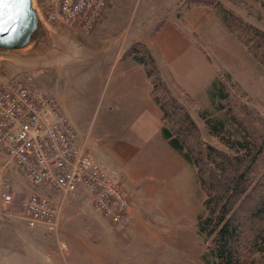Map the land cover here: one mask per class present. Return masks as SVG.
I'll return each mask as SVG.
<instances>
[{
    "label": "rangeland",
    "instance_id": "rangeland-1",
    "mask_svg": "<svg viewBox=\"0 0 264 264\" xmlns=\"http://www.w3.org/2000/svg\"><path fill=\"white\" fill-rule=\"evenodd\" d=\"M51 1L34 0L44 24H47L42 15L44 14V5ZM206 1L211 4L210 6L214 10L220 11L224 8L239 17L244 23L264 31V0ZM160 2L162 5L161 0H117V3L127 8L137 6V11L115 12L116 17L113 21L119 23L121 20H127L125 26L128 37L131 38L135 35L145 37L153 30V26L158 22L162 12L146 11L142 8L146 5H149L150 9L157 7L154 5H158ZM107 4H109L108 0L106 6ZM115 6L118 5L115 4ZM139 24L141 27H138ZM52 25H62L53 27L59 36L73 37L72 34V36L70 35V31L75 23L70 25L54 23ZM106 26L107 21L102 24L101 30H104ZM82 31V35L86 36L88 35L86 32L91 30L83 28ZM136 44L145 46L140 42ZM75 52L76 46L70 44V55L64 60L69 64L68 66L63 64L65 65L64 76L60 75L59 78L54 77L53 68H50L52 73L50 70L44 69L43 63L32 61L28 56L22 55L1 57L0 72L4 77L24 79L44 92L48 87L53 94L65 86L64 88L72 93L76 86L80 84L86 86L92 83L90 76L87 75V70L77 66L71 67ZM61 61L53 62L52 66H58L62 63ZM253 72L254 79L243 85L226 79L228 100L225 103L233 109L237 118L242 120L246 132L256 137L261 135L264 126V66L258 65L256 62ZM49 74H51L50 79ZM244 80L248 79L244 78ZM168 86L171 94L169 99H173L177 103L175 107H185L197 124L198 141H205L220 148L217 140L208 135L204 121L198 115L199 109L204 108L210 113L217 115L220 113L213 106L202 107V101L186 99L174 86L170 84ZM159 95L163 98L162 92ZM180 114L182 112L177 110L175 118L178 119ZM168 126L175 129V125L168 124ZM198 141L192 143L193 150L198 149ZM97 161L110 171L114 181L127 194L130 190L129 181H131L129 175L133 176L135 183L132 185L134 188L140 186V190L143 191V187L148 185L156 187L151 188L153 195L148 198L149 200L147 197H143L145 198L144 203L136 200L133 202L141 217V228L144 232H141L142 234L122 232L121 235L125 241L122 239L119 242L122 245L120 248L122 250L118 252L119 256L112 245L113 240L115 241V238L112 237L113 232L120 234L121 230H125L128 225L125 229H118L114 226L109 219L103 217L93 207L91 199L85 191L77 195H63L54 189L33 184L22 178L14 163L4 153H0V170L9 179L14 192L13 203L0 211V264H8L5 263L7 261H11L13 264H90L93 260L102 257L106 246L111 252V260L126 259L128 263L209 264L210 258L206 257L209 239L200 235L196 227L197 216L203 209L205 194L200 188L193 165L184 161L173 150L169 155L162 154L152 157L150 171L147 168L143 169L144 163L139 161V158L126 157L120 160L99 153ZM167 172L166 181L160 180V176L166 175ZM28 191L45 193L44 195H47L53 203L60 205V218L63 212L62 208H66L65 217L62 221L59 220L55 231L46 232L42 228H30L21 218L19 202L28 195L26 193ZM146 191H150V188H145L144 192ZM166 192L167 194L164 196L163 194ZM147 227L152 228L153 233H150L151 237L147 236L146 238ZM163 231H165V235H163Z\"/></svg>",
    "mask_w": 264,
    "mask_h": 264
},
{
    "label": "crops",
    "instance_id": "crops-1",
    "mask_svg": "<svg viewBox=\"0 0 264 264\" xmlns=\"http://www.w3.org/2000/svg\"><path fill=\"white\" fill-rule=\"evenodd\" d=\"M108 1L101 19L96 21L90 32H86V36L82 35L84 27L78 22H75L76 29L75 25L71 27L72 38L59 36L53 30L54 26L62 25L46 24L65 49L54 60L43 62L44 69L52 73L54 71L55 78L64 76L63 64H69L64 60L70 55L71 44L76 46L71 67L87 70L92 83L86 86L80 84L72 93L65 86L53 94L47 87L45 93L55 100L58 109L75 130L78 144L95 161L99 153L120 160L126 157L139 158L144 163L143 169L150 171L152 157L169 155L173 149L161 134L162 111L152 97L151 79L144 65L133 60L128 50L138 42L143 43L153 56L162 77L165 80L171 77L189 98L202 101V107L209 104L208 87L218 73H227L233 81L243 85L254 79L253 70L257 61L209 5L186 6V0H161L162 5L160 2L151 9L146 5L142 10L162 12V15L145 37L135 35L130 38L126 35L127 20L114 22V13L135 12L137 6L127 8L117 3V0ZM106 21L107 26L101 30ZM138 27H141L140 24ZM60 60L62 63L52 66L53 62ZM106 171L113 178L110 171ZM167 175L168 172L160 176V180L166 181ZM20 176L24 178L21 173ZM129 177L131 208L128 227L121 230L120 234L113 232L112 236L115 238L112 245L118 255L122 250L119 242L122 239L125 241L121 234L144 232L141 217L133 202L144 203L146 197L149 200L153 195L151 188H156L148 185L141 191L140 186L134 188L132 185L135 183L133 176ZM145 188H150V191L144 192ZM84 191L83 187L78 186L75 195ZM36 194L48 197L45 193ZM65 210L63 207L60 221L65 217ZM150 233H153L152 228L147 227L146 238L151 237ZM117 236L120 238L117 239ZM110 253L108 246L104 247L102 257L90 264H137L128 263L126 259L111 260ZM5 263L13 264L11 261Z\"/></svg>",
    "mask_w": 264,
    "mask_h": 264
},
{
    "label": "trees",
    "instance_id": "trees-1",
    "mask_svg": "<svg viewBox=\"0 0 264 264\" xmlns=\"http://www.w3.org/2000/svg\"><path fill=\"white\" fill-rule=\"evenodd\" d=\"M211 5L206 0H186V6ZM226 27L244 45L254 59L264 66V31L244 23L226 9L217 11ZM128 54L143 64L152 82V97L162 111L161 134L181 158L193 165L200 188L205 194L202 212L197 216V232L209 239L206 257L209 264H264V126L259 136H252L228 100L227 73L208 87V101L220 115L199 109L209 136L220 148L198 141L197 124L183 106L169 99L168 84L178 89L169 77L166 81L146 47L134 44ZM233 82V81H232ZM160 92L163 98L159 97ZM209 108V107H208ZM177 110L182 112L175 118ZM244 110V109H242ZM222 112V113H221ZM175 113V114H174ZM168 124L175 125L174 128ZM198 141V149L192 143Z\"/></svg>",
    "mask_w": 264,
    "mask_h": 264
},
{
    "label": "built area",
    "instance_id": "built-area-1",
    "mask_svg": "<svg viewBox=\"0 0 264 264\" xmlns=\"http://www.w3.org/2000/svg\"><path fill=\"white\" fill-rule=\"evenodd\" d=\"M106 3L107 0H52L44 5L43 20L47 24L78 22L91 30ZM0 153L33 184L63 195H75L78 186L83 187L103 217L118 229L127 227L130 196L78 144L75 130L55 100L24 79L4 77L1 72ZM13 200L11 183L0 170V211ZM19 213L28 227L53 232L59 222L60 205L30 193L20 200Z\"/></svg>",
    "mask_w": 264,
    "mask_h": 264
},
{
    "label": "water",
    "instance_id": "water-1",
    "mask_svg": "<svg viewBox=\"0 0 264 264\" xmlns=\"http://www.w3.org/2000/svg\"><path fill=\"white\" fill-rule=\"evenodd\" d=\"M0 21V58L22 55L43 63L54 60L65 49L43 23L34 0H25L22 5L9 0Z\"/></svg>",
    "mask_w": 264,
    "mask_h": 264
},
{
    "label": "snow or ice",
    "instance_id": "snow-or-ice-1",
    "mask_svg": "<svg viewBox=\"0 0 264 264\" xmlns=\"http://www.w3.org/2000/svg\"><path fill=\"white\" fill-rule=\"evenodd\" d=\"M17 4H23L25 0H14ZM9 4V0H0V17L4 15V8ZM2 23V21H0Z\"/></svg>",
    "mask_w": 264,
    "mask_h": 264
}]
</instances>
